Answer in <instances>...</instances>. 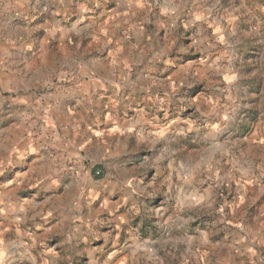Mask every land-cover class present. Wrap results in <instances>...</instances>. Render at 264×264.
Masks as SVG:
<instances>
[{
  "label": "rangeland",
  "instance_id": "obj_1",
  "mask_svg": "<svg viewBox=\"0 0 264 264\" xmlns=\"http://www.w3.org/2000/svg\"><path fill=\"white\" fill-rule=\"evenodd\" d=\"M37 1L42 18L46 15L47 0ZM72 8L67 17L70 22L81 18L88 24L96 22L102 26L94 31L91 25L86 30L88 37L82 41L72 37L67 41L65 54L57 51L56 43H51L56 52L51 51L50 61L76 64V56H81L87 66L99 58L110 62V73L118 81V94L113 97L122 106L120 116L137 119L130 136L121 137L120 141L118 136H113V150L119 143L126 149L133 136L142 140L149 135L165 137L173 129L180 131L178 117L167 124L157 120L169 107L175 114L176 107L181 106L180 97L172 99L170 94L178 88L189 87L185 77H199L201 73L185 64L179 79L174 75L151 74L155 66L172 64L175 56L197 61V67L203 70L202 78L192 86H202L206 92L214 93L205 96L213 110L231 106L233 116L241 114L246 118L251 115L244 112L249 102L254 104L256 97H264L261 87L264 85V0H74ZM9 14L15 17V12ZM48 68L50 71L51 67ZM113 93L112 90L108 95ZM15 98L14 94L6 95L2 116L14 112ZM4 121L0 119V127ZM261 123L257 122L243 143L232 145L209 138L202 149L189 150L190 159L179 161L192 169L196 189L195 198L191 203L182 200L181 208L195 204L200 211L194 216L180 211L175 219V232L147 235V231L144 233L143 228L135 226L143 211L141 197L135 204L139 211L132 213L133 227L118 225L115 213L106 210L100 215L98 227H94L98 236L93 235L81 245V253L69 247L59 264H104L109 256L112 258L109 264L113 259L117 263V257L121 261L118 264H264V130ZM183 127L190 128V125ZM127 159L121 151L115 155V161L119 162L117 168L109 164L103 167L106 180L102 198L107 205L119 200L122 206L132 209L133 205L125 201L122 184L128 171ZM10 173L2 174L0 179ZM33 192L28 190L26 197ZM181 195L187 198L188 193ZM151 198L159 197L154 193ZM162 211L166 209L153 210L150 218L159 217ZM205 218L211 221L210 227L192 228ZM31 221L26 226L33 227ZM93 226L92 223L90 228ZM121 226L123 230L117 243ZM129 232L136 237L135 243L128 240ZM104 239L108 243L104 248L109 251L102 258L98 255L101 249L94 245ZM47 242L46 250L53 246L52 239ZM122 245L127 249L124 252L120 251ZM20 251L24 253V249ZM19 256L18 264H32L28 259L21 261L23 255ZM36 256L51 257L45 252Z\"/></svg>",
  "mask_w": 264,
  "mask_h": 264
},
{
  "label": "crops",
  "instance_id": "obj_2",
  "mask_svg": "<svg viewBox=\"0 0 264 264\" xmlns=\"http://www.w3.org/2000/svg\"><path fill=\"white\" fill-rule=\"evenodd\" d=\"M44 4L46 15L40 18L37 0H0V119L5 120L0 127V173L11 171L0 179V264H18L19 255L32 264H59L74 243L81 253V245L98 236L94 227L100 215L115 213L121 225L117 218L125 208L119 200L107 205L102 198L103 167L117 168L115 155L121 154L123 144L113 150V136L120 141L137 126L136 117H121L122 106L114 102L118 81L110 73V62L99 58L87 66L81 56H76V64L50 61L54 46L65 54L72 37L82 41L91 25L94 31L102 25L81 18L70 22L74 0ZM11 94L16 95L14 112L2 116L6 95ZM36 154L45 159L31 163L30 156ZM110 158L114 160L107 161ZM57 187L60 192H55ZM28 190L34 192L26 197ZM42 190L53 192L43 197ZM28 221L33 227L26 226ZM49 239L53 246L46 250ZM104 240L103 248L108 244ZM42 252L51 257L36 256Z\"/></svg>",
  "mask_w": 264,
  "mask_h": 264
},
{
  "label": "clouds",
  "instance_id": "obj_3",
  "mask_svg": "<svg viewBox=\"0 0 264 264\" xmlns=\"http://www.w3.org/2000/svg\"><path fill=\"white\" fill-rule=\"evenodd\" d=\"M19 39H23V37H19ZM9 42L15 43V41ZM185 64L192 65L197 72L201 73V76L189 75L185 77V83L189 87L178 88L176 92L170 94L172 99L180 97L181 106L176 107L175 114H173L172 107H169L164 115L157 120V123L163 121L167 124L169 120L178 117L177 127L180 131L176 132L173 129L165 137L149 135L142 140L133 136L129 138L130 142L126 149L123 144L119 146L124 156L128 157L125 163L128 171L124 173L122 180L123 193L125 201L132 204L133 208H125L118 219L123 227H133L132 213L139 211L135 204L139 198L143 197L144 199H140V208L143 211L135 226L143 228L144 233L147 231V235L160 236L164 232H175L177 228L175 219L180 211L189 216L199 214L200 209L195 204L191 208H181L182 200L191 203L196 195L192 169L186 163L179 162L190 159V149H202L209 138L232 145L237 142L243 143L245 138L252 134L258 121L262 122L261 130H264V97H256L254 104L249 102L244 112H251V115H247L246 118L241 114L233 116L231 106L228 109L220 106L213 110V106L209 105L205 96L214 95V93L206 92L202 86H192L202 78L203 71L197 67V61L194 58L175 56L172 64L155 66L151 69V74L156 76L174 75L179 79L181 69ZM261 87L264 89V85ZM222 114H224L223 120H221ZM184 124H189L190 128L183 127ZM33 151L37 153V149H33ZM37 157L41 160L45 159L43 155L36 154V156H30V162L32 163ZM47 166L50 172L53 171L52 162H49ZM132 181L135 183L133 184ZM52 184H55L54 180ZM60 188L57 187L55 192H60ZM42 192L44 197L50 196L53 191L42 190ZM185 192L188 193L187 198L181 195ZM154 193L159 198H151ZM162 208L166 211L160 212L157 218H150L153 216V210ZM165 216L167 219H164ZM144 225H147V228ZM210 226L211 221L205 218L194 223L192 228L199 229ZM153 229L155 233H153ZM135 239L134 234L129 232L128 240L135 243ZM124 245H127V240L124 241ZM76 246L74 243L73 247ZM94 247L101 249L98 255L102 258L108 254L109 249L103 248L102 242L98 241ZM126 250V247L122 245L120 251ZM113 255L115 254L113 253ZM111 259L109 256L104 264H109ZM112 264H116V260H112Z\"/></svg>",
  "mask_w": 264,
  "mask_h": 264
},
{
  "label": "built area",
  "instance_id": "obj_4",
  "mask_svg": "<svg viewBox=\"0 0 264 264\" xmlns=\"http://www.w3.org/2000/svg\"><path fill=\"white\" fill-rule=\"evenodd\" d=\"M97 174H98V175H99V174H101V171H100V170H98V171H97Z\"/></svg>",
  "mask_w": 264,
  "mask_h": 264
}]
</instances>
